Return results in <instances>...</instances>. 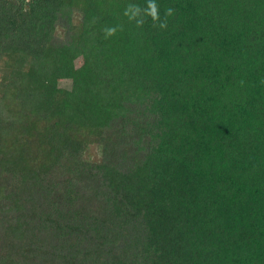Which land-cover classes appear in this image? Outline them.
<instances>
[{"label":"trees","instance_id":"trees-1","mask_svg":"<svg viewBox=\"0 0 264 264\" xmlns=\"http://www.w3.org/2000/svg\"><path fill=\"white\" fill-rule=\"evenodd\" d=\"M155 3L0 0V264H264V0Z\"/></svg>","mask_w":264,"mask_h":264},{"label":"clouds","instance_id":"clouds-1","mask_svg":"<svg viewBox=\"0 0 264 264\" xmlns=\"http://www.w3.org/2000/svg\"><path fill=\"white\" fill-rule=\"evenodd\" d=\"M132 8V5L128 6V9H126L125 11V15H129V12ZM137 11H139L140 7L138 5H136ZM174 10L169 7L165 10V15L166 16H171L173 15ZM147 16H150L153 20L154 23H159V27L161 29H166L167 28V20L160 22V17H159V7L158 5L155 3V0H148V11H147ZM130 19H135L134 15H131L129 17ZM144 20H140L137 21V26L141 27L143 26ZM117 32V29L115 27H108L105 28V33H106V38L107 37H111L113 35H115Z\"/></svg>","mask_w":264,"mask_h":264},{"label":"rangeland","instance_id":"rangeland-1","mask_svg":"<svg viewBox=\"0 0 264 264\" xmlns=\"http://www.w3.org/2000/svg\"><path fill=\"white\" fill-rule=\"evenodd\" d=\"M82 62H83L82 59L79 58L75 60L73 65L75 68H79L82 65ZM58 86L61 89L69 90L71 88V81L70 80H60L58 82Z\"/></svg>","mask_w":264,"mask_h":264},{"label":"built area","instance_id":"built-area-1","mask_svg":"<svg viewBox=\"0 0 264 264\" xmlns=\"http://www.w3.org/2000/svg\"><path fill=\"white\" fill-rule=\"evenodd\" d=\"M26 1H28V0H26Z\"/></svg>","mask_w":264,"mask_h":264}]
</instances>
